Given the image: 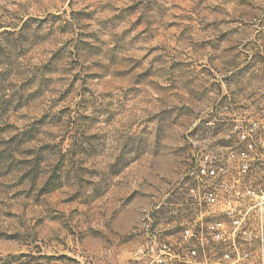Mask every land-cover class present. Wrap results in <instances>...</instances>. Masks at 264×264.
Here are the masks:
<instances>
[{
    "label": "rangeland",
    "instance_id": "374dc122",
    "mask_svg": "<svg viewBox=\"0 0 264 264\" xmlns=\"http://www.w3.org/2000/svg\"><path fill=\"white\" fill-rule=\"evenodd\" d=\"M241 149L264 177V0H0V264L130 263Z\"/></svg>",
    "mask_w": 264,
    "mask_h": 264
},
{
    "label": "built area",
    "instance_id": "2783aa9c",
    "mask_svg": "<svg viewBox=\"0 0 264 264\" xmlns=\"http://www.w3.org/2000/svg\"><path fill=\"white\" fill-rule=\"evenodd\" d=\"M226 156L227 163L210 153L195 159L183 186L196 215L177 233L154 229L126 264H264V177H245L249 149ZM235 161L239 177L231 171Z\"/></svg>",
    "mask_w": 264,
    "mask_h": 264
}]
</instances>
